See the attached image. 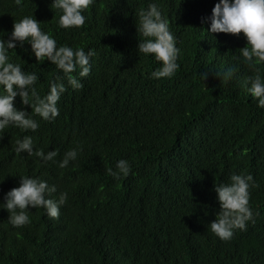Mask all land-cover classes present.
Wrapping results in <instances>:
<instances>
[{
  "label": "trees",
  "instance_id": "obj_1",
  "mask_svg": "<svg viewBox=\"0 0 264 264\" xmlns=\"http://www.w3.org/2000/svg\"><path fill=\"white\" fill-rule=\"evenodd\" d=\"M217 2L93 0L82 12L84 25L65 29L52 0H0V40L32 16L57 47L96 53L88 76L79 66L70 74L83 85L75 89L55 64L36 61L30 42L8 50V62L37 75L41 97L54 81L66 90L50 121L17 95L15 107L39 127L0 131V264H264V108L246 83L253 73L240 52L244 35L208 32ZM152 3L180 49L171 77H152L161 63L138 51V13ZM258 67L264 77V63ZM25 136L34 151L56 150L55 162L17 153ZM71 149L77 158L60 168ZM120 159L131 170L115 179L106 169L116 171ZM233 174H250L259 187L249 188L253 220L224 241L210 230L220 210L214 186ZM22 176L55 185L53 199L67 193L58 219L29 206V223L9 222L2 203Z\"/></svg>",
  "mask_w": 264,
  "mask_h": 264
},
{
  "label": "clouds",
  "instance_id": "obj_2",
  "mask_svg": "<svg viewBox=\"0 0 264 264\" xmlns=\"http://www.w3.org/2000/svg\"><path fill=\"white\" fill-rule=\"evenodd\" d=\"M15 2L17 5L21 4V0ZM92 4L93 0H52L53 8L62 12L59 26L65 29L83 26L85 16L82 12ZM138 18L137 31L144 37L138 44V51L146 55H154L162 65L151 73L152 77H171L179 67L176 61L180 49L176 47V40L169 30L168 20L162 16L155 3L150 4L147 10L141 9ZM210 19L211 26L208 32L211 34L225 33L239 36L242 33L246 38L247 44L240 48V52L253 73L247 77L246 83L250 84L249 92L258 101V106L264 108V77L258 67V64L264 63V0H218L212 8ZM17 41L21 46L25 41L30 42L36 61L47 59L55 64L58 69L68 74V82L75 89L82 88L83 85L70 74L79 66V75L88 76L91 70L90 58L96 53L93 50L86 53L82 48L74 50L68 46L57 47L55 39L43 32L39 21L32 16H25L19 22H15L10 38L0 40V86L4 89V94H0V131L9 125L25 131H35L39 127L38 122L29 115V112L15 107V97L19 95L24 105L31 106V112L45 121H50L59 115L57 102L66 89L63 83L54 81L50 83V91L41 97L33 86L38 79L37 75L25 73L18 64L8 62V50L15 49ZM233 72L234 69H229L223 74L224 78H230ZM215 74L221 76L219 72ZM207 75L208 72L202 73L201 78L205 80ZM29 92H31V102ZM16 145L17 153L27 152L28 155H35L45 162H55L58 155L56 150L47 153L42 149L34 151L31 136L18 139ZM76 158L77 149H71L64 154L58 166L65 168ZM116 169L114 171L111 167L107 168V174L120 179L121 175L127 176L130 173L131 167L127 160L120 159L116 163ZM250 187H259L250 174L246 176L233 174L229 183L215 184L214 190L220 210L216 218L210 222V230L221 240H231L234 230H246V222L253 220V211L249 205ZM55 192V185L49 186L46 181L39 178L22 176L19 186L11 188L5 194L2 208L7 209L9 222L15 227L30 222L27 214L29 206L43 207L49 217L58 219L59 208L66 202L67 193H61L57 200L52 198Z\"/></svg>",
  "mask_w": 264,
  "mask_h": 264
}]
</instances>
